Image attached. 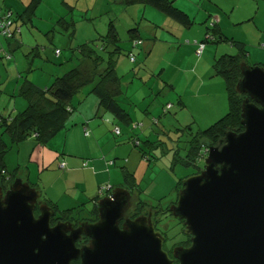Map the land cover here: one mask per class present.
<instances>
[{"label": "water", "instance_id": "95a60500", "mask_svg": "<svg viewBox=\"0 0 264 264\" xmlns=\"http://www.w3.org/2000/svg\"><path fill=\"white\" fill-rule=\"evenodd\" d=\"M237 88L244 129L207 145L204 168L183 181L171 212L191 245L174 258L152 217L126 216L128 192L101 197L97 220L52 224L57 211L18 176L0 182V264H264V66L244 65Z\"/></svg>", "mask_w": 264, "mask_h": 264}, {"label": "rangeland", "instance_id": "374dc122", "mask_svg": "<svg viewBox=\"0 0 264 264\" xmlns=\"http://www.w3.org/2000/svg\"><path fill=\"white\" fill-rule=\"evenodd\" d=\"M6 1L0 0V7L2 9L8 7L11 8V5L8 4L10 0H6ZM30 1L31 0H29L28 3H24V8L30 3ZM66 1L70 3V5L74 6L75 9L71 10L69 7H67V5L64 3V0H42V3L37 9V11H42L44 15H47L46 13L47 11H55L58 15L66 14V16L69 19L74 17L76 20H78L79 21L78 33H77L78 38L77 41L75 42L76 45L82 44L83 42L96 38L99 35V33L105 34L108 29V22L111 18H115L118 20V23L120 25V31L123 37L126 35V32H128V28H127L128 23L126 21V18L119 15V13L123 11V6L126 5L120 4L116 0H98V1L97 0H66ZM148 9L149 10L147 11H156V12L159 11L151 6H149ZM60 11H62L63 13H59ZM72 11L74 12L72 13ZM238 13L239 12L236 11L237 20H240L242 16ZM241 13L244 16H246L245 18H248L250 16L248 15L249 13L247 11ZM51 14L52 13L50 14L48 13L49 22H46L44 18L42 19L40 26H42L43 30L46 29L48 30V28L49 29L53 28V27L50 28V26L47 28V26L50 25V23L54 18L55 19L58 18V16H54L52 18ZM0 19H1V15H0ZM224 21H226V19H224ZM43 32L38 33L35 30L33 31L31 26L28 27V25H26L21 31V33L18 32L17 35L18 37L24 39L22 49H18L13 52L7 50V52L12 54V57L10 59L13 65L17 67L16 65L17 61L15 59L16 58L15 56H17V58L19 59V56L24 57L22 52L27 55L33 49V47L37 45L40 46V52H43L41 56L34 55L33 53L27 55L30 57L31 60H34L35 68H40L36 70L34 74L33 73L31 74L32 78L34 77V79L37 80L36 82L39 81L38 80L39 77L41 78L40 75H43L44 78L47 79V77H49V75L51 74L57 76L72 67L71 61L60 64V62L66 59V57L64 56L65 53H67L68 57H70L71 55L70 52L71 50H68L67 47L68 38L62 33H57L54 43L52 44L51 42H49L48 40L49 38H47L46 34ZM229 33L233 34L235 38L242 37L243 40H245L247 44L246 49L248 50V53L246 55V61L248 65L264 66L263 3H262V7L260 8V11L258 13L256 12V19L253 18V20L246 21L245 25L243 26H241L240 24L237 27H231V29H229ZM2 39L6 41V39L4 38ZM211 45L213 46L211 48L213 52H210L209 55V48H208L207 49L208 53L206 51L204 55V57L208 60V63H206L204 59L202 60V57L198 56L195 50V52L192 51V53L189 54L190 61H188L184 65L180 64V66H178L175 63L178 66L177 67L176 65L171 64L170 60L180 55L181 53L183 54L181 57L186 59L188 57V56L185 57L186 51L182 50L181 53L176 52L175 54H173V51H170L167 47L162 45L159 46V54H157V52L155 51L152 57L151 58L149 57L148 61L143 63L144 64L143 68L144 69L146 68V71L151 74H152V70L159 71L161 68H164L166 66L167 71H165L166 72L165 77L169 76V78L175 80L176 87L174 88V90L169 91L168 93L169 96H167L166 99L164 100L165 101L173 100L174 102L170 101L171 103H173L172 105L173 108L167 111L166 113H163L161 117L157 116V117H152L150 119L148 118L149 116L145 117V115H143L144 112L142 110L140 111L134 110V121L130 125V127L132 128L131 130H133L135 134L141 135V136L137 135L139 138L141 137V139L137 140L136 143H134V141L130 139L131 140L130 142L126 141L125 143L121 144L119 147H125L122 149H124V152L126 154L124 153L125 155L123 157L121 156L117 157L119 159H115V160L118 161L119 165L117 164L116 166L112 167L113 169L120 170L121 167H123V165L126 166V163L129 160L128 154L133 149L136 150V148L140 145L145 150L151 152L149 154L152 156V161L146 158L140 160V158L137 157V161H139L138 163L136 160H134L131 157L133 163L131 162L130 166L134 164L133 169L135 170L134 171V176L136 179L135 181L138 182L139 184L138 186L141 189V193H139L138 196L143 203L138 205V201H137V205L135 206L133 203L136 202L137 197L133 196L129 202L130 206L129 207L127 206L126 208V213L127 214L129 213V208H130L131 209L130 213H132L133 215H137L139 212L141 213L154 212L155 215L156 214L160 215L161 218L158 222L157 229L162 231L163 234L166 235V243L164 246L170 249L171 248L173 249V247L177 245V243L185 244L188 238V235L184 232V225L181 222V219L174 217L170 212L171 210L170 207H172L173 202L176 201L178 198V194H179V192L177 191L178 183L183 182L187 177L197 173L200 167L204 168L205 160H206V158L200 159L199 167L194 165L186 166L183 164L172 163V157L174 156V151L178 149L179 145L181 146L185 145L184 141L187 139L184 136H182L180 141L178 142L177 140L178 136L175 133L176 130L175 128H183L186 125H190V129H188L189 134L194 131L196 132L199 129H205L210 125H212L213 123H215L219 118L224 116L229 109V98H228V92H227L225 80L220 76H211L212 69L211 67H207L210 66L211 64L209 62L215 60L216 58V57L214 58V53L217 44L216 42H214ZM43 46L44 47L47 46V47L43 48ZM55 46L59 49H62V53H63L62 56L57 55ZM238 52H239L238 47L236 46L234 47L231 44L224 45L222 43L220 47V51L218 53V57L222 54H237ZM47 53L50 54V61L48 60ZM140 56L142 58H145V53H142ZM138 58L140 57L138 56ZM10 59L8 58V56L2 57V55L0 54V63L3 64V67L4 65L7 64V61ZM124 60L126 61L124 62ZM198 61H201V64L197 68ZM120 64H121V68H123V70L125 69L124 71L126 72L130 71L132 67L136 65L135 63L132 62L129 63V59L126 56V54L121 56ZM182 67L184 70L182 74L175 73V75L170 76L173 72H178L175 71V69L177 70L178 68H182ZM24 71L27 70L24 69ZM169 72L172 73L169 75ZM15 73L16 71H14V74ZM151 74L146 76V78L144 79L148 80L149 77L152 76ZM18 76L19 75L16 74L15 77L12 79V82L8 78L1 79L0 82L2 84H0V88H2V90H5L7 86H10L9 89H12L15 85ZM154 76H156L155 78H158L157 75ZM39 82H41V80ZM124 88L126 93L127 91L126 83H124ZM85 90L75 96L74 101L76 104H78L80 98H83L84 93H86ZM148 90H150V88ZM11 94L12 93L10 94L8 93V88L6 93L4 92L0 93V111H2L3 113L7 107L10 109L13 108L14 99H15V104H17V106L15 107L16 109L13 111V113L21 111L26 107L25 105L27 104V102L25 99H23L19 95L12 97ZM181 94L186 98L185 100L186 106H181V105L179 106L177 104L176 99L178 98L179 95L181 96ZM133 98L134 100L140 99L138 95H135ZM11 99H13L12 105L10 104L8 105ZM7 110L5 111V113H7ZM74 115L72 118H74ZM155 118L159 119V122H155ZM169 120H173L172 125H169L170 123ZM103 123L104 125H106V123L109 124L110 120L106 119V121H104ZM118 123L122 126L121 122ZM69 124L72 125V122L69 121ZM163 124L165 126H162ZM165 127H167V129H172L170 133L172 136H174L173 137L174 139H172L174 141H172L169 138L166 132L163 133ZM67 132L68 129L67 130L66 128L62 129L58 131L49 141L52 142L55 141V143H60V144H63L65 142L67 146L71 147L72 145H70V141L67 139ZM143 135H146V137H144ZM114 137L120 138L122 136L119 137L114 136ZM158 138L161 140L164 139L167 145L172 149L169 154L163 152L161 146H157L155 149H153V145L150 146L149 143L148 144L147 142L145 143L146 139L153 142L156 141V139ZM135 145H137V147ZM51 146L49 142L46 143L45 145H35V141L31 137L22 141L18 146L17 145L12 146L10 143V150L8 151L6 157L7 165L10 169H13L15 165H18L20 160L21 162L20 164H22L21 171L19 172L20 175L25 177L23 173L26 170L27 172L26 174H28V171L30 169L31 171L30 177L35 180L34 182L36 181L41 182L40 180L43 177L47 178L46 181L48 183L51 180L60 179L57 173V171L59 170L44 171V167H45V163H43L44 159L46 158L47 162H51L55 159V157L59 153V151H55ZM163 146L166 148V144H163ZM180 151L185 153L184 148H180ZM110 160L111 159H109V161ZM110 163H111L110 165H113L114 164L113 160H111ZM23 168H25V170ZM90 173H91L90 171H87L88 177H90ZM91 178H93V180H95L96 183V179L94 178L93 175L90 177V179ZM73 180H75V177L72 178V181ZM91 184L93 183H89V188L91 187ZM63 185L64 187L72 186L71 188H69L70 190L68 191L69 194L71 195L73 193L74 194L83 193L80 188L79 189L75 188L73 184L67 185L66 180L63 181ZM105 189H107L105 190V195H106L107 191L110 190H108V188ZM98 191H100V194L103 195L104 197V192L103 190L101 191V187L99 188ZM62 196H63V202L66 205L65 208H68L69 206L75 204L73 199H71L72 197H70L69 195L62 194L61 197ZM69 200H71L70 203ZM61 208L64 209L63 205ZM91 208H92V203H87L86 205H84L83 214L90 216ZM83 243H87V242H83ZM176 249H178V247L175 248V250Z\"/></svg>", "mask_w": 264, "mask_h": 264}, {"label": "crops", "instance_id": "0c3cea01", "mask_svg": "<svg viewBox=\"0 0 264 264\" xmlns=\"http://www.w3.org/2000/svg\"><path fill=\"white\" fill-rule=\"evenodd\" d=\"M28 1L29 0H10L8 4L11 5V8H14L15 11L22 12V10L25 9L24 3H28ZM116 1L119 2L120 4H124L123 0H116ZM174 2L178 7H180L182 10H184L189 14L190 18L193 21L190 26H185L181 24L180 22L173 19L172 17H169L167 14L161 12L160 10L158 12L147 11L149 10L148 9L149 6L151 5H147L144 3H136V4L123 6V11H121L119 15L125 17L128 23L127 26L128 32H126V35L124 37L121 34L120 25L117 19L111 18L108 22L109 24L111 20L115 21L119 35L122 39V46L125 47L127 50L128 49L130 50L133 45L130 39L132 35L130 33V29L138 28L139 32H134V34L137 35L139 34L138 36H136V39L143 40V43L137 46L134 50L136 53L135 56L136 58L134 62L130 59L128 55H126L129 59V63L132 62L135 63L136 65H134L132 69L128 72L124 71L125 69L123 70V68H121V64H120L121 58L119 60V65H118V70L120 71V73H122L125 76V81L127 84V91L123 95L124 99L122 100V104L131 113L133 121H134V110H139V111L142 110L144 112L143 115H145V117L149 116L148 117L149 119L154 116L160 117L162 115L161 111L165 103H171L170 101H173V100H168V101L164 100L166 99L167 96H169L168 95L169 91L174 90V88L176 87L175 80H172L171 78H169V76L165 77L166 74L165 71H167L166 66L164 68H161L159 71L152 70V74L147 72L146 68L145 69L143 68L144 67L143 63L148 61L149 57L151 58L155 51L157 52V54H159L160 45L167 47L170 51H173V54H175L176 52L181 53L182 50H185L186 51L185 57L188 56L186 59L181 57L183 55L181 53L180 55L170 60L171 61L170 63L173 65L176 64L178 66H180V64L184 65L188 61H190L189 54H191L192 51L195 52L197 48V44L195 43V41L204 40L206 38L207 33L211 32L213 28H217L219 32L214 35V38L210 36L211 38H209L210 40L206 43L205 49L201 55L202 60L204 59L205 62L208 63V60L204 57V55L206 51L208 53L207 50L208 48H209V55L210 52H213L211 49L213 46L211 44H213L214 42H216L217 44L214 53V58L215 57L218 58V53L220 51V47L222 43L224 45L231 44L232 46L235 47L236 45H234L232 41H240L242 43H245V47L247 48V44L245 40H243L242 37L235 38L233 34L229 33V29H231V27H237L240 24L241 26H243L245 25L246 21L253 20V18L256 19V12L258 13L260 11V8L262 7V3L264 9V0H174ZM236 11H238L239 12L238 14L242 16L240 20H237ZM244 11H247L249 13L248 15L250 16L248 18H245L246 16H244L241 13ZM73 12L74 11H72V13ZM46 13L47 15H44L42 11H36V14L32 19V23L22 24L21 31L26 25H28V27L31 26L33 31L35 30L38 33L44 31L43 33L46 34L50 30L48 28L49 26L50 28L53 27V25L60 17L66 15V14L58 15L55 11H47ZM48 13L49 14L52 13L51 14L52 18L54 16H58V18L56 19L54 18L53 20L50 19L52 20V22L50 23V25L47 26L48 30L46 29L47 30L46 31L43 30L40 24L43 18L46 20V22H49ZM59 13H63V12L60 11ZM224 19H226V21H224ZM74 20L76 19L74 18ZM76 21H77L76 32H75V36L73 37V40L72 41L69 40V37L65 35L68 38V40L66 39L68 44L67 47H69L70 45L74 47L78 46L75 44V42L77 41L78 38L77 33H78L79 21L78 20ZM148 21L151 23H149ZM21 23L23 22L20 20L18 21L17 24L20 25ZM48 36L49 38L55 40L57 35L50 34ZM0 38H1L0 52L3 48H6L11 52L16 51L18 49H22L24 39H22L21 37L17 36V39L12 41L11 43H9L7 40L4 41L2 39L4 37L1 35ZM46 47L47 46L45 47L43 46V48ZM142 53H145V58H142L140 56ZM22 54L24 55V57L19 56V59L17 58V56H15L16 57L15 59L17 61L16 62L17 67L13 65L9 57L8 58L10 60H8L7 64L4 65L5 68L3 67V64L0 63V69H1L0 80L4 78L6 79L8 78L12 82V79L15 77V75L16 74L19 75L12 89H9L10 86H7L5 90H2V88H0V93L3 92L6 93L8 88V93L9 94L12 93L11 94L12 97L17 96L20 88V84L22 83L23 80V75L25 73L28 74L29 78L32 79L35 83H37L39 86L42 85L45 87L48 86L56 77L55 75L51 74L49 75V77H47V79H45L43 75H40L41 78L39 77L38 80L39 81L41 80V82L39 81L36 82L37 80H35L34 77L32 78L31 74L32 73L34 74V72L40 68H35L34 60H31L30 57L27 56L28 54H30V52L27 55L24 54L23 52ZM42 54L43 52H40V50L35 52V55L41 56ZM62 55L63 53H61L58 56H62ZM64 56L68 58L67 53H65ZM138 56L140 58H138ZM47 57L48 60L50 61L49 53H47ZM215 60L209 62L211 64L210 66H207V67H211L212 69L211 76H219L215 73L214 70ZM125 61L126 60H124V62ZM65 62H69V61L64 60L62 61L61 64ZM200 64L201 61H198L197 68L200 66ZM31 68L33 69L32 71L29 72V69ZM24 69L28 71H24ZM14 71H16L15 74ZM175 71L178 72H173V73L169 72V75L171 73L172 74L170 76L175 75V73L182 74L184 70L182 67V68H178L177 70L175 69ZM149 74H151L152 76H150L148 80H145L144 78H146V76H148ZM154 75H157L158 78H155L156 76ZM0 84L2 83L0 82ZM149 88L150 90H148ZM85 91L87 92V89ZM135 95H138L140 99L134 100L133 97ZM79 100H81L82 102L78 106V114L75 122L76 124H73V126L70 129L68 128V132H67V139L70 141V145L72 146L71 147L67 146L65 142L63 144H60V143H55V141L53 142L49 141L50 146L53 145L51 147L55 151H59V153L53 161L47 162L45 158L43 162L45 163L44 171L59 170L57 171V173L60 179H54L48 183L46 181L47 178L43 177L40 180L41 182L36 181L38 183L36 187L41 191V198L51 203H56V205L59 208H61L63 205L64 209L77 207L79 205H82L84 202L86 204L92 203V207H93L95 205L93 201L96 196L99 197L98 199H100L101 197L103 198V195H101L100 191H98L100 187L104 192V197L108 196L111 193L116 192V190L126 191L129 193L130 192L128 187L129 185L128 183H126L124 171H128L130 173L133 172L132 174L134 175V171H135L133 169L134 164L130 166V163L132 162L131 157L136 161H137V157L140 158V160L145 159L142 156L139 146L137 147V145H135L137 148L136 150L133 149L128 154L129 160L126 163V166L123 165V167H121L120 170L113 169L112 167L118 164V161H116L115 159H119L117 157L120 156L123 157L126 154L124 152V149H122L125 147H119V146L125 143L126 141L130 142L131 140H133V137L135 135H140V134H135L133 130H131L132 129L130 127L131 124L130 125L122 124L121 126L119 123L116 122L113 114L109 112H105L102 108H99L98 100L95 95L84 93L83 98H80ZM185 100L186 98L182 94L181 96L179 95L178 98L176 99L177 104L179 106L180 105L186 106ZM12 101L13 99L9 101L8 105L9 104L12 105ZM16 106L17 104H15V99H14L13 108L10 109L7 107L4 110V112L8 109L7 113L8 112L13 113V111L16 109L15 108ZM105 118L107 120L108 119L110 120L109 124L106 123V125H104L103 122L106 121ZM169 122H170L169 125H172L173 120H169ZM114 126L121 127V134L118 135V137L119 136L122 137L120 138L114 137L117 136L114 135L112 132V128ZM162 126L165 125L163 124ZM143 136L146 137V135ZM109 159L113 160L114 163L113 165H110L111 160L109 161ZM137 162L139 163V161ZM20 163L21 162L19 160L18 165H22ZM87 171L91 172L90 177L93 175L94 178L96 179V183L95 180H93V178L90 179V177H88ZM26 173H27L26 171L23 173L25 177H27ZM30 176L31 175L29 173L30 181L34 182L35 180L32 179ZM73 177H75V180L72 181ZM64 180H66L67 185L73 184L75 188L77 189L80 188L83 193L81 194L73 193L72 195L69 194L68 192L70 190L69 188H71L72 186L64 187L63 185ZM89 183H93L91 184L90 188H89ZM105 188H108V190H110L107 191L106 195H105V190L107 189ZM62 194H67L69 196L71 195L70 197H72L71 199H73L76 205L74 204L72 206H69L68 208H65L66 205L63 202V196L61 197ZM135 196H137V201H138L139 199L138 194ZM70 201L71 200H69V203Z\"/></svg>", "mask_w": 264, "mask_h": 264}, {"label": "trees", "instance_id": "16d2710c", "mask_svg": "<svg viewBox=\"0 0 264 264\" xmlns=\"http://www.w3.org/2000/svg\"><path fill=\"white\" fill-rule=\"evenodd\" d=\"M123 2L125 5L136 3L151 5L185 26H190L193 22L189 14L178 7L174 0H123ZM41 3L42 0H31L22 12L15 11L9 7L5 9L0 7L2 10H10L12 12L13 36L10 38L3 36L9 43L17 39L18 32L21 33L22 24L32 23V19ZM64 3L71 10L75 9L66 0H64ZM65 16L60 17L53 25V28L46 33L48 38L50 34L62 33L67 35L69 40H73L77 21L73 17L69 19ZM20 20L23 23L19 25L17 23ZM134 32H139L138 28L130 29V33L132 34L130 39L133 45L130 50H127L122 46V39L115 21L111 20L105 34L99 33L96 38L83 42L77 47L71 45L68 47L71 50V55L65 61H71L72 67L62 74L57 75L48 86H39L29 78L28 74L23 75L18 95L26 100V107L16 113L4 112V114L0 111V182L4 189L9 188L16 177L21 176L19 172L21 171L22 165H17L13 169H10L7 165L6 157L10 150V143L12 146H18L22 141L31 137L34 139L35 145H45L58 131L65 128L68 129L73 124H76L78 106L82 101L79 100L78 104H76L74 99L83 90L87 89V94L95 95L99 108L113 114L117 123L121 122V124L125 125L133 123L131 113L122 104V100L124 99L123 95L125 94L124 83L126 81L125 76L118 70V65L121 56L124 54L128 55L133 62L135 61L136 53L134 50L143 43V40L136 39V36L139 34H134ZM218 32L219 30L217 28H213L211 32L207 33L204 40L195 41L197 44L196 53L200 43H204L206 46V43L210 40L209 38H211L210 36L214 38V35ZM49 40L52 44L54 43L52 38H49ZM232 42L239 48V52L237 54H222L214 62L215 73L221 76L226 83L229 98L228 112L209 127L199 129L190 134L188 133L190 125H186L183 128H175L178 142L182 136L187 139L184 141L185 145H179L178 149L174 151V156L172 157L173 164L199 167L200 159L206 158L207 154L205 153V149L207 145L217 144L227 131L241 132L244 129L242 124V103L247 95L238 90L237 84L242 77L243 66L248 65L246 61L248 50L245 47V43L240 41ZM7 50L3 48L0 53L2 57L8 56L11 58L12 54L7 52ZM39 50L40 46L37 45L33 47L30 53L35 55V52ZM55 50L57 55L62 53V49L56 46ZM32 69H29V72ZM168 104L165 103L162 115L172 108V106L168 107ZM171 104L173 105V103ZM73 115L74 118H72ZM69 121L72 122V125L69 124ZM155 122H159V119L155 118ZM116 128H119V133L115 132ZM166 129L163 133L166 132L171 140L174 139V136L170 133L172 129ZM112 131L114 135L118 136L121 134V127L114 126ZM139 139L137 135L133 137L134 143ZM146 142L150 146L153 145V149L161 146L162 151L168 154L172 150L164 139L161 140L158 138L153 142L146 139ZM163 144H166V148ZM139 147L141 148L143 158L152 161V156L149 154L151 152L145 150L141 145ZM180 148H184L185 153L180 151ZM23 169L25 170V168ZM202 169L200 167L198 172ZM29 173L30 170L28 171L27 177L24 178L30 181ZM124 176L126 183L131 186H128L131 192H129L131 198L141 193L138 182L135 181V176L128 171H124ZM31 184L36 186L38 183L31 182ZM182 187L183 182H179L177 191L179 192ZM98 198L97 196L94 198L93 202L95 205L90 209V216L83 214V206L86 205L85 202L82 205L68 209H61L56 203L49 201L47 203L57 211L56 214L60 215V217L77 221H94L98 219V208L96 206L99 200ZM141 203L143 202L139 199L138 205ZM189 241L187 238L185 243H189ZM73 264H79V261H74Z\"/></svg>", "mask_w": 264, "mask_h": 264}, {"label": "flooded vegetation", "instance_id": "af4514ba", "mask_svg": "<svg viewBox=\"0 0 264 264\" xmlns=\"http://www.w3.org/2000/svg\"><path fill=\"white\" fill-rule=\"evenodd\" d=\"M130 196H131V194H130ZM132 199V198H131ZM130 202V201H129ZM132 204V203H131ZM135 206L137 205V202H135V203H133ZM130 206V203H128V207ZM130 208H129V213L127 214L126 213V216H128V217H133V218H135V217H137V216H139V215H141V214H145V215H149L150 217H152L153 218V220L156 222V228L158 227V222H159V220H160V215H158V214H154V212H147V213H141V212H139L137 215H133L132 213H130ZM58 220H69V219H67V218H63V217H60V215H55L54 217H53V219H52V224H55ZM71 220V219H70ZM69 220V221H70ZM182 222H183V220H181ZM71 222L73 223V225L75 226V227H78V225H79V223L80 222H82V221H77V220H71ZM184 223V222H183ZM162 232V231H161ZM163 233V232H162ZM165 237H166V235H165ZM188 239L190 240L189 241V243H185V244H177V245H175L174 247H173V249L171 248H166V246H164V248H165V250H167L168 251V253H169V255L172 257V258H174V251H175V248H179V247H188V246H190L191 245V235H189V237H188ZM83 242H89V238H87V237H83V239H82V241L81 242H79L78 244H81V243H83ZM165 243H166V241H165ZM165 243H164V245H165ZM177 250V249H176ZM80 262V261H79Z\"/></svg>", "mask_w": 264, "mask_h": 264}, {"label": "built area", "instance_id": "2783aa9c", "mask_svg": "<svg viewBox=\"0 0 264 264\" xmlns=\"http://www.w3.org/2000/svg\"><path fill=\"white\" fill-rule=\"evenodd\" d=\"M0 15H1V19H0V35L10 38L13 36V19H12V12L10 10H2L0 8ZM205 47L204 43H200L198 49H197V54L201 55V53L203 52V49ZM172 104L169 103L168 107H171ZM119 128L115 129L116 133H119ZM64 166V163H63ZM102 191V189H101Z\"/></svg>", "mask_w": 264, "mask_h": 264}, {"label": "clouds", "instance_id": "9594fccd", "mask_svg": "<svg viewBox=\"0 0 264 264\" xmlns=\"http://www.w3.org/2000/svg\"><path fill=\"white\" fill-rule=\"evenodd\" d=\"M112 194V193H111ZM111 194H109V195H111Z\"/></svg>", "mask_w": 264, "mask_h": 264}]
</instances>
